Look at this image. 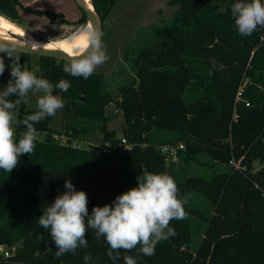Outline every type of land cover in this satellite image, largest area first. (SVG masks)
I'll return each mask as SVG.
<instances>
[{"label": "trees", "instance_id": "1", "mask_svg": "<svg viewBox=\"0 0 264 264\" xmlns=\"http://www.w3.org/2000/svg\"><path fill=\"white\" fill-rule=\"evenodd\" d=\"M91 1L103 22L117 0ZM235 2L166 0L176 5L172 18L152 28L158 43L133 55L134 74L119 87L121 136L107 127L110 116L105 111L113 98L104 88L103 74L73 77L64 72L65 61L25 53L38 57L37 76L53 85L65 79L71 86L67 92L54 90L64 100L61 129L51 127L53 116L35 124L44 136L37 137L34 151L21 155L11 173L0 170V264H85V255L92 256L88 264H113L107 255L109 246L103 238L96 239L91 229L87 248L56 259L55 244L38 219L65 191L66 179L77 191L86 192L91 214L94 206L111 204L138 186L136 177L144 170L175 179L180 195H188L187 218L171 221L176 235L160 242L153 256L140 255L138 264H264V28L241 36L231 16ZM19 9L68 22L61 12L36 9L20 0H0V14L23 27ZM80 12L76 21L85 24V14ZM8 74L6 68L0 79ZM243 77L249 81L243 92L248 106L235 102ZM35 110L22 103L17 118L22 120ZM25 130L18 126L17 136ZM87 130L101 134L112 152H103L100 144L85 148L71 143ZM122 138L129 148H124ZM179 142L184 149L178 152V161L165 160L158 147ZM200 153L230 169L211 178L182 175ZM231 159L238 167L229 163ZM192 192L208 200L210 215L192 205ZM194 216L205 227L191 249ZM128 254L135 256L136 250Z\"/></svg>", "mask_w": 264, "mask_h": 264}, {"label": "clouds", "instance_id": "2", "mask_svg": "<svg viewBox=\"0 0 264 264\" xmlns=\"http://www.w3.org/2000/svg\"><path fill=\"white\" fill-rule=\"evenodd\" d=\"M231 16L238 33L250 36L258 28H264V0H238L231 5ZM102 35L93 24L86 23L59 43L31 42V47L62 49L70 57L64 72L88 79L110 58ZM18 44L23 46L28 42L13 41L11 37L0 35V76L8 67L11 77L7 86L0 90V170L7 173L17 167L21 155H30L34 151L37 140L34 125L64 107V100L55 95L54 90L67 92L71 86L65 79L53 85L48 79L37 76L35 71L22 67ZM5 57L10 64L6 65ZM211 63L215 66V61ZM30 92L40 94L36 99V110L20 120L16 109L22 103H29ZM20 125L26 130L17 136L16 128ZM136 179L138 186L118 195L111 204L94 206L91 214L86 192L77 191L71 180L66 179L65 191L38 219L39 226L49 231L55 244V258L66 253L75 254L80 247L87 248L89 229L96 239L103 238L109 246L107 255L113 264L121 259L124 264H138L140 255L153 256L160 242L174 237L176 232L170 222L187 218L184 205L188 195H180L175 179L167 173L144 170ZM133 250H136L135 256L129 255ZM83 259L88 264L92 256L85 255Z\"/></svg>", "mask_w": 264, "mask_h": 264}, {"label": "rangeland", "instance_id": "3", "mask_svg": "<svg viewBox=\"0 0 264 264\" xmlns=\"http://www.w3.org/2000/svg\"><path fill=\"white\" fill-rule=\"evenodd\" d=\"M62 1L59 3L60 0H38V2L36 1L33 4L32 0H21L24 5L31 3L33 4L32 7L36 9L61 11L69 19H77L81 15L80 9L74 0ZM175 8L176 5L166 4V0H117L102 22V40L106 47L107 55L110 58L106 63L97 68L94 73L104 75V88L106 91L112 93L113 101L107 105L105 113L110 116L107 121V127L115 130L118 136L122 135V115L116 100L120 99L119 87L129 83L134 74L131 69V62L134 59L133 55H136V52L141 47L152 46L158 43L153 36L152 28L168 22L172 18ZM19 15L23 28L28 32L30 37H20L12 31L8 32L21 39L32 41L56 42L84 24L76 23L70 25L69 23H63L58 21V19L53 20L44 15H35L23 9H19ZM0 16L6 18L1 14ZM20 54L22 67L31 71L39 69L37 56H28L21 51ZM125 54H128V58H125ZM55 58L57 61H65V64L69 62L63 58ZM5 63L6 65L10 64L7 57H5ZM6 68L9 70V74L6 78L0 79V90L5 88L11 79L10 69ZM39 95V93L30 92L29 103L25 104L26 108H36V99ZM18 111L19 106L16 109V114ZM50 125L54 130L61 129L62 119L60 110L53 116ZM43 136L44 133L37 132V137L43 138ZM60 139L65 142L68 138L65 135H61ZM70 141L73 145L88 148L91 145L100 144L102 138L101 134L87 130L80 136L73 137ZM229 169V165L215 162L207 154L200 153L185 166V174L182 175H199L211 178L214 173L228 171ZM190 198L192 205L200 207L204 214L210 215L212 213L210 203L203 196L197 192H192ZM190 222L192 237L189 244L190 248L194 249L203 234L205 222L197 216L192 217Z\"/></svg>", "mask_w": 264, "mask_h": 264}, {"label": "built area", "instance_id": "4", "mask_svg": "<svg viewBox=\"0 0 264 264\" xmlns=\"http://www.w3.org/2000/svg\"><path fill=\"white\" fill-rule=\"evenodd\" d=\"M262 38V37H261ZM248 78L243 77L241 84L239 85L236 94H235V102H242L246 106L249 105V101L246 100L243 96L245 85L248 83ZM233 117L236 118L237 114L236 112L233 114ZM121 143H125L124 148H129L130 145L126 143V140L124 138L121 139ZM101 150L106 153L112 152V146L108 142H102L100 143ZM184 149V144L182 142L176 143V144H162L158 147V150L161 154L165 156V160L167 161H178V152ZM230 164L234 165L235 167H238V162L231 159L229 161ZM8 250H3L4 255H8Z\"/></svg>", "mask_w": 264, "mask_h": 264}, {"label": "water", "instance_id": "5", "mask_svg": "<svg viewBox=\"0 0 264 264\" xmlns=\"http://www.w3.org/2000/svg\"><path fill=\"white\" fill-rule=\"evenodd\" d=\"M76 5L84 12L86 17V23L89 21L93 22L96 28H98L100 31L102 30V20L98 13L96 12L93 4L92 7H90L85 0H74ZM92 3V1H91ZM85 23V24H86ZM17 47L20 49L21 52L28 53V54H36L40 56H48V57H59L63 58L66 61H69L70 57L60 50H48V49H33L32 47L25 46V45H17Z\"/></svg>", "mask_w": 264, "mask_h": 264}, {"label": "bare ground", "instance_id": "6", "mask_svg": "<svg viewBox=\"0 0 264 264\" xmlns=\"http://www.w3.org/2000/svg\"><path fill=\"white\" fill-rule=\"evenodd\" d=\"M85 1L87 2V4L90 7H92L91 0H85ZM88 23L93 24V22H91V21H89ZM93 26L95 27L94 24H93ZM8 31H12V32H14V34L16 33V34H18L17 36H20V37H24V36L30 37L29 34H28V32L22 26L17 25L13 21H11V20H9L7 18H4V17H1L0 16V35L11 37V39L13 41H27L28 44H25V46H29V47H31V42H35V43H39V44H46L48 42H51V41H40V40L32 41V40L23 39V38L21 39L20 37H17V36H14V35L10 34ZM22 33H23V35H21ZM67 36L68 35H66L64 38L60 39L59 41L51 42V43H59V42L63 41ZM38 49H48V50H60V51H63L62 49H59V48L49 49V48H46V47H40Z\"/></svg>", "mask_w": 264, "mask_h": 264}, {"label": "flooded vegetation", "instance_id": "7", "mask_svg": "<svg viewBox=\"0 0 264 264\" xmlns=\"http://www.w3.org/2000/svg\"><path fill=\"white\" fill-rule=\"evenodd\" d=\"M20 1H21V0H20ZM36 1L38 2V0H32V3H33V4H35L34 2H36ZM61 2H63V1H62V0H60V2H59V3H61ZM33 4H31V3H30V4H26V5H29V6H31V7H32V6H33ZM23 5H24V4H23ZM33 8H34V7H33ZM41 10H42V9H41ZM49 11H50V10H49ZM55 12H61V11H55ZM61 13H62V12H61ZM62 14H63V13H62ZM35 15H37V14H35ZM42 15L46 16L45 14H42ZM63 15H64V14H63ZM39 16H40V15H39ZM47 17H49V18H51V19H53V20H54V19H58V21H61V20H60V17H53V18H52V17H50V16H47ZM64 17L67 19V21H68V22H63V21H61V22H63V23H69L70 25H74V24H76V23H77V21H76V20H77L78 18H77V19H76V18L69 19V18H68L66 15H64Z\"/></svg>", "mask_w": 264, "mask_h": 264}]
</instances>
